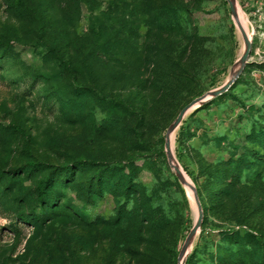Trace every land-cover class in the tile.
<instances>
[{"label": "rangeland", "instance_id": "obj_1", "mask_svg": "<svg viewBox=\"0 0 264 264\" xmlns=\"http://www.w3.org/2000/svg\"><path fill=\"white\" fill-rule=\"evenodd\" d=\"M233 2L246 64L172 137L203 202L184 264H264V0ZM243 46L226 0H0V264H179L198 215L167 131L234 77ZM216 178L222 197L207 194ZM43 180L56 196L44 208ZM137 208L156 223L116 216Z\"/></svg>", "mask_w": 264, "mask_h": 264}, {"label": "trees", "instance_id": "obj_2", "mask_svg": "<svg viewBox=\"0 0 264 264\" xmlns=\"http://www.w3.org/2000/svg\"><path fill=\"white\" fill-rule=\"evenodd\" d=\"M191 23H192V21H191ZM192 30H194V29H192ZM194 53H195V50L192 49V47H189L186 50H184V53H183L184 60L182 58L177 57V60H176V62L178 64L177 66H180L181 64H183L185 62L187 63L188 58L190 57L189 54H194ZM2 58H4V55H3V53L0 52V59H2ZM173 78H175V77H173ZM160 80H161V77L159 78V80L157 82L158 83L161 82ZM207 106L208 105H205L204 107H202L201 109H199L196 112H199L200 110L204 109ZM81 165H83L82 162H80V166ZM30 166L35 167V164H31ZM105 172L106 171L101 170L89 178V184H88L89 187L88 188H89V192L91 194L96 195V196H100L102 194V192L104 191V188H105L104 173ZM127 179H128L127 182L124 183V185H123V191H124V195L126 197L127 196L130 197L134 188L132 186L131 176L127 177ZM216 180H218V178L213 179V181L209 180V182L207 183V189H206L207 194L214 192L215 195H217V197H222L224 195V193L226 192L225 186H224L225 181L224 180L220 181L217 189L214 191V186H215L214 183L216 182ZM51 186H53V185H51L49 180H43L37 184V187H36V203L38 206L44 208V207L48 206L49 204H53V202L55 201L56 196H54V197L50 196L51 191H52ZM196 190H197V195H198L199 201L203 207L202 194H201V191H200V188L198 185H196ZM226 195L228 196L227 193H226ZM183 202L184 203L186 202L184 195H183ZM225 205H227V203ZM133 214L134 215L136 214V217L138 220L141 219V223H145L146 221H151V222L153 221L152 218H149L147 216L148 211L142 210L139 208H137L134 213L132 212V210H128V209L119 210L116 216H117V218H119V221H121L125 217L126 218L129 216L132 217ZM20 220H21V222H27V219L23 216L20 218ZM153 222L156 223V220H154ZM239 226L243 227L244 225L239 223ZM186 264H188V261L186 262Z\"/></svg>", "mask_w": 264, "mask_h": 264}, {"label": "water", "instance_id": "obj_3", "mask_svg": "<svg viewBox=\"0 0 264 264\" xmlns=\"http://www.w3.org/2000/svg\"><path fill=\"white\" fill-rule=\"evenodd\" d=\"M226 1L228 2V5L230 7V11H231L232 16L235 20L237 17V13H236V7L234 5V2H233V0H226ZM242 37H243L244 44H245V51H244L242 57L240 58L239 70L237 71V73L235 74L233 79L229 80L225 85H223L218 90L209 91V92L203 94L202 96L194 99L189 104H187L185 107H183L167 131V137H166V142H165V153L167 155L168 162H169L174 174L177 176L181 185L186 186V181L182 177L181 169L178 166L173 165L174 158L170 152V143L168 141V136L170 134H172L173 132H175L179 128V126L182 124V122L184 121L186 116L193 113L195 110L202 107L203 105L210 102L211 100H213V99L221 96L222 94L226 93L228 91V89L232 86V84L234 83V80L239 76L244 65L246 64V61H247V58L249 55L250 39H248L246 34L243 32H242ZM190 189L192 190V192L194 194V202H195V205L198 209V218L195 221V224L192 227V229H191V231H190V233H189V235H188V237H187V239H186V241L182 247V250L179 254V257H178L179 264H180V260L184 257L186 251L188 250L190 243L198 235L201 224H202V217H203L202 207H201V204H200L197 192H196V188L191 184Z\"/></svg>", "mask_w": 264, "mask_h": 264}, {"label": "bare ground", "instance_id": "obj_4", "mask_svg": "<svg viewBox=\"0 0 264 264\" xmlns=\"http://www.w3.org/2000/svg\"><path fill=\"white\" fill-rule=\"evenodd\" d=\"M236 13H237V17H236V19H235V24H236V27H237L238 35H239L240 37H242V32H243V33L246 34V36H247L248 39H249V38H250V33H249V31H248V28H247V21H246V19H245L244 15L242 14V12H240L237 8H236ZM242 38H243V37H242ZM244 51H245V44H244V46H243L242 55H243ZM237 67H238V68H236L235 71H234V76H235V74L237 73V71L239 70V67H240V59H239V63H238V66H237ZM232 79H233V78H232ZM174 133H175V132H173L172 134H170V135L168 136V141H169V143H170V152H171V155H172L173 158H174V160H173V165L178 166V163H177V161H176V159H175V157H174V154H173V151H172V148H171V146H172V140H173L172 137H173ZM178 167H179V166H178ZM179 168H180V167H179ZM181 173H182V177H183V179L186 181V187H187V189H188V191H189V195H190V197H191V200L194 202V194H193L192 190L190 189L191 182H190V180H188V178L186 177V175H185L182 171H181ZM194 205H195V202H194ZM195 208H196L197 215H198V209H197L196 205H195ZM194 240H195V238L192 240V242H193ZM192 242L190 243L189 248H188V250L186 251L184 257L180 260V264H184L185 259H186V257H187V254H188V251H189V249H190V246H191Z\"/></svg>", "mask_w": 264, "mask_h": 264}]
</instances>
